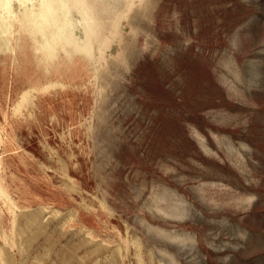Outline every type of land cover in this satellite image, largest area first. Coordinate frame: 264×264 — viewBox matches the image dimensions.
<instances>
[{
    "label": "rangeland",
    "instance_id": "rangeland-1",
    "mask_svg": "<svg viewBox=\"0 0 264 264\" xmlns=\"http://www.w3.org/2000/svg\"><path fill=\"white\" fill-rule=\"evenodd\" d=\"M0 264H264V0H0Z\"/></svg>",
    "mask_w": 264,
    "mask_h": 264
}]
</instances>
